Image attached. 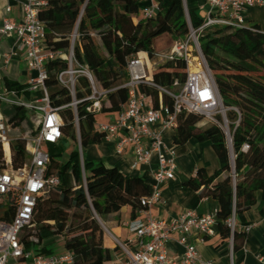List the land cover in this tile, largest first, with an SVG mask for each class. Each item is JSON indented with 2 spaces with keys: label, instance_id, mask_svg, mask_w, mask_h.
Masks as SVG:
<instances>
[{
  "label": "trees",
  "instance_id": "16d2710c",
  "mask_svg": "<svg viewBox=\"0 0 264 264\" xmlns=\"http://www.w3.org/2000/svg\"><path fill=\"white\" fill-rule=\"evenodd\" d=\"M44 1V6L38 9V18L46 30V48L55 54L45 64L44 86L50 105L59 109L62 121L60 140L46 144L45 150L50 158L47 173L56 174L59 183L37 199L32 221L23 229L20 239L25 250L49 256L53 253L49 247L52 241L51 244L49 241L59 238L64 250L73 252L74 264H106L118 247L111 251L103 246L104 231L100 221L124 206L130 210V220L138 218L144 209L140 200L151 194V186L139 176H126L114 166L86 159L83 151L103 140L95 127V114L87 111L90 83L85 76H76L71 93L59 84L57 76L67 70L71 49L74 62L87 67L98 88L109 91L107 106L102 103L101 112L121 111L128 101V90L123 84L128 80L129 58L139 52L153 58V42L162 35L168 34L173 42L183 40L188 33L185 8L183 0H156L158 12L153 19L134 20L142 7L139 0ZM187 14L192 28L199 27L202 21L190 11ZM73 34H76L74 41ZM198 42L226 109L231 145H227L220 126L209 124L200 129L198 124L203 122L202 117L185 112L176 116L171 140L175 146L190 139L211 144L218 169L208 175L200 168L185 185L199 191L200 196L218 202V233L222 240L231 237L235 250L238 248L236 240L240 236L242 240L243 234L235 230L231 233L225 221L233 210L235 215L249 210L258 192L264 194V31L257 24L235 30L215 27L203 31ZM185 74L183 61L164 62L156 67L152 80L157 86L174 91V81L181 85ZM4 87L17 93L23 89L8 80H4ZM139 88L152 98V106L158 108L160 93L145 85ZM73 101L79 103L69 106ZM161 101L166 106L172 104L165 94H161ZM13 109L15 113L9 123L15 128L21 125L28 111L21 107ZM217 119L221 120L219 115ZM68 142L71 149L67 159L62 161ZM243 145L248 146L246 151H242ZM10 148L12 166L20 168L26 157L24 139L13 138ZM1 155L0 146V159ZM9 199L0 216L6 221L13 215Z\"/></svg>",
  "mask_w": 264,
  "mask_h": 264
},
{
  "label": "built area",
  "instance_id": "2783aa9c",
  "mask_svg": "<svg viewBox=\"0 0 264 264\" xmlns=\"http://www.w3.org/2000/svg\"><path fill=\"white\" fill-rule=\"evenodd\" d=\"M23 13L18 21H11L7 17L2 19L0 35H15L24 49V58L28 70L31 72L28 85L23 91L40 89V99L24 102L19 94L12 90L0 93V106L7 103L11 107H21L33 110L38 114L37 126L34 136L25 138L24 163L20 168L12 166V155L8 133L13 129L9 119L5 120L0 112V207H6L8 197L13 215L9 221L0 219V264H74V254L65 251L59 255H36L25 250L21 243V233L32 221L33 209L37 199L44 195L47 189L58 185L56 174H48L50 158L45 150L46 144H55L61 138L62 121L57 108H53L48 99L44 86L46 79L45 64L55 57L45 45L46 30L38 18V9L44 6V0H21ZM147 4L141 9L140 19H153L158 12L156 0H139ZM208 12L199 27L192 28L187 11H185L188 33L186 37L173 42L164 54L154 55L161 63L181 60L186 67L183 83L174 81L176 90H165L157 86L152 75V58L147 53L139 52L129 58L126 66L128 80L123 84L128 90V101L124 108L117 112L108 122H96V130L103 135V139L114 144L115 154L121 156L127 150L131 152L130 167L137 169L156 157V167L152 169L153 184L151 194L140 200L144 207L140 216L126 223L125 228L129 238L124 245L118 244L120 254L106 264H214L202 258L196 245L192 242L194 237L203 241L212 237L216 230V217L214 214L197 215L187 210L181 215L164 221L147 215L148 209L159 199V190L162 185L174 179L175 151L165 142V131L173 130L176 116L182 112L200 115L208 124L218 125L222 128L226 143L231 145V136L226 120V109L223 107L213 76L202 56L198 36L207 29L226 27L230 30L241 29L246 26L245 12L253 6L264 5V0H206ZM10 8H6L9 12ZM76 34L72 35L74 41ZM153 57V58H154ZM8 57H0L4 64ZM68 68L57 76L59 84L73 93L76 76H85L91 86V93L87 97L89 106L87 111L96 114L101 112L102 102L109 91L96 86L91 73L86 66L78 65L73 60L72 50L68 54ZM160 63V64H161ZM145 85L156 89L160 95L158 108L152 106V98L141 92L139 86ZM114 90V89H113ZM21 91V92H23ZM20 93V92H19ZM161 94L168 96L172 104H162ZM8 96L16 99H8ZM79 101H73L69 106L74 107ZM236 111V110H235ZM237 112V111H236ZM220 116L218 121L217 116ZM248 149L243 145L242 151ZM78 153L82 165V151L78 145ZM84 184V175H83ZM5 206H2L4 205ZM235 213L225 221L230 232L233 233ZM249 227L245 229L248 231ZM176 235V242L183 247L180 258L170 257L166 244ZM232 250V238H229ZM259 262L264 264V258ZM230 264H233L230 260Z\"/></svg>",
  "mask_w": 264,
  "mask_h": 264
},
{
  "label": "crops",
  "instance_id": "0c3cea01",
  "mask_svg": "<svg viewBox=\"0 0 264 264\" xmlns=\"http://www.w3.org/2000/svg\"><path fill=\"white\" fill-rule=\"evenodd\" d=\"M141 3L142 9L147 3ZM183 4L185 10L192 12L200 21L205 18L208 12L206 0H183ZM7 7L10 8L9 12H6ZM22 9L21 0H0V25L4 17L11 21H18L22 16ZM141 9L138 16L133 17L134 20L141 18ZM245 22L246 25L257 24L261 31H264V5L248 8L245 12ZM164 53L160 52V54ZM4 55L9 59L7 64L0 61V93L9 92L4 87V80L15 82L25 89L31 72L28 70L27 62L24 58L23 46L15 35H0V57ZM151 61L153 69L161 63L155 57ZM25 92L29 94H25ZM18 94L22 101L31 102L40 99L42 91L40 89L30 92L20 91ZM105 105L107 106V102ZM98 115L101 120L96 119ZM115 115L116 113H100L95 115V120L96 122H108ZM37 120L38 114L34 122L33 133L37 126ZM203 125L204 123L200 122L198 127L203 129ZM164 135L166 144L175 151V176L173 180L160 187L158 202L148 209L147 215L155 219L169 221L185 211L191 210L200 216L214 214L216 217L219 207L218 202L210 197L200 196L199 191H194L185 185L189 179L196 176L197 170L200 168L204 169L208 175L213 174L218 169V159L211 144L190 139L183 145L175 146L171 140L173 130L165 131ZM20 137L25 136L22 135ZM87 151H90V153L85 155L86 159L93 162H101L106 166H114L126 176H139L150 186L153 184L151 171L156 167V157L154 155L148 164L132 169L130 167L131 152L127 150L125 154L118 156L115 154L114 144L105 139L100 144L89 146ZM129 214V208L124 206L118 213L110 214L104 221H101L102 224H100L104 231L103 246L105 248L112 251L115 247H118V244L124 245L126 243L129 235L125 225L130 221ZM139 217L145 218V216L140 215ZM234 222V230L240 235L243 234L242 240L241 236L236 240L238 248L235 250L233 249V241L231 250L229 239H221L218 233L217 221L215 225L216 232L212 237H207L203 241L194 237L192 242L196 245L202 258L210 260L214 264H230V260H232L233 264H261L259 258H264V194L258 192L255 204L249 210L236 214ZM104 224L108 228L104 227ZM247 227H249V230L245 231ZM52 240L49 241L50 244ZM56 243L57 241H54L52 245ZM166 250L170 257H181L183 247L176 242V235H172L171 240L166 244ZM59 254L62 253H55V255ZM119 254L120 250L118 247L117 251L112 252L111 260L118 257ZM52 255L54 254L52 253Z\"/></svg>",
  "mask_w": 264,
  "mask_h": 264
},
{
  "label": "rangeland",
  "instance_id": "374dc122",
  "mask_svg": "<svg viewBox=\"0 0 264 264\" xmlns=\"http://www.w3.org/2000/svg\"><path fill=\"white\" fill-rule=\"evenodd\" d=\"M172 42L173 41L171 40V38L168 34L162 35V36H160L154 40L153 50L155 51V53L157 52V54H160V52H163V53L168 52ZM219 55L222 57H226L227 59H230V57L223 55L221 53ZM223 73L227 74V73H229V71L223 70ZM0 90H1V87H0ZM8 99H16V98L12 97V96H8ZM18 100H21V99H18ZM105 101H106V99L103 100L102 103L106 104ZM234 110H236V109H234ZM0 112L3 114L5 120L9 119L15 113V111L11 107V105H9L7 103L1 104ZM237 113H238V111H237ZM238 115H239V113H238ZM36 117H37V113L35 111L28 110L26 118L24 119L22 125H20L19 127H15L12 130H10V132L8 133L9 137L11 139L16 138V137H20L22 135H24L25 138L33 137L34 136V133H33L34 122L36 120ZM96 119L101 120V117L98 115L96 117ZM203 123H204L203 127H207L209 125L204 120H203ZM228 130H229V128H228ZM70 149H71V144H70V142H68L64 148V152H63V155L61 158L62 161H65L67 159ZM83 153H84V155H87V153L89 154L90 151H87V148H86L83 151ZM2 206H5V204ZM3 211H4V207H3V209H1V207H0V216L2 215ZM100 223L102 224L101 221H100ZM101 227H102V225H101ZM104 227L108 228L106 224H104ZM54 241H57V243L50 246V248L53 251V254L55 255V253H59V252L63 253L65 250H64L62 241L59 238H55L52 240V242H54Z\"/></svg>",
  "mask_w": 264,
  "mask_h": 264
},
{
  "label": "water",
  "instance_id": "95a60500",
  "mask_svg": "<svg viewBox=\"0 0 264 264\" xmlns=\"http://www.w3.org/2000/svg\"><path fill=\"white\" fill-rule=\"evenodd\" d=\"M186 11V10H185ZM230 147V146H229Z\"/></svg>",
  "mask_w": 264,
  "mask_h": 264
}]
</instances>
